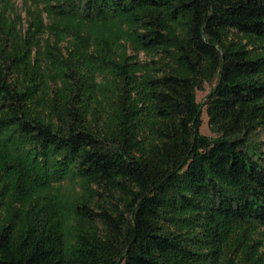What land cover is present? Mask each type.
<instances>
[{"label":"trees","instance_id":"16d2710c","mask_svg":"<svg viewBox=\"0 0 264 264\" xmlns=\"http://www.w3.org/2000/svg\"><path fill=\"white\" fill-rule=\"evenodd\" d=\"M31 1L59 17L115 20L149 58L116 57L91 33H77L68 56L31 11L24 41L36 67L60 65L49 88L14 79L22 61L3 37L0 264H264L254 236L264 156L249 139L264 129V0ZM95 71L104 80L92 87ZM213 76L202 103L216 137L199 132L194 99ZM98 94L108 110L95 107ZM66 179L91 197L42 194ZM70 217L88 225L73 239Z\"/></svg>","mask_w":264,"mask_h":264},{"label":"rangeland","instance_id":"374dc122","mask_svg":"<svg viewBox=\"0 0 264 264\" xmlns=\"http://www.w3.org/2000/svg\"><path fill=\"white\" fill-rule=\"evenodd\" d=\"M31 11L35 13L33 22L40 25L41 30L44 31V37L50 33V29L57 31L61 35V47L64 53L67 52L68 49H71V53L74 55V49L72 47L77 38V33H91L100 38L108 39L113 49L112 55L115 54L116 57L121 58L127 55L141 61L149 58V55L145 54L143 50L136 49V45L130 38L127 28L125 26H119L115 20L87 22L76 17H59L46 13L31 0H0V42L4 36L8 37L11 52L19 56L21 58L20 61H22L19 68L15 69L13 74L14 79L16 78L20 81L22 78L23 80H40L42 85H47L49 88L54 85V81H57L58 70L60 69L59 63L51 62L43 58L40 61L42 68H37L36 66L38 63H36L34 59L35 50L29 49L27 43L24 41L26 29L30 27L28 23L32 18L30 14ZM66 54H68V52ZM78 59L81 58L79 57ZM78 63L81 65L82 69H89V67L93 66L83 59L79 60ZM94 73L92 87L102 83L104 80L101 72L95 71ZM214 84L215 76L203 78V80L196 84L194 92L195 101L202 103L206 94L211 90ZM98 96L100 97L98 103L92 104H95L99 112H102L104 109L108 110V107L102 104V97L100 94H98ZM31 110L35 112L36 115L48 118L47 110H45L42 105H34ZM199 132L210 137H216L218 135L217 131L210 126L206 107L203 103L201 105ZM249 139L252 143L258 144L260 147L259 150L264 156V129L256 130L250 135ZM42 194L57 195L67 200L91 197L86 185L81 184L80 180L70 179L50 184L42 190ZM82 228H88L87 223L77 218L70 217L66 236L69 239H73L74 232ZM263 235L264 227L255 229L254 236L260 238L261 241H264Z\"/></svg>","mask_w":264,"mask_h":264}]
</instances>
